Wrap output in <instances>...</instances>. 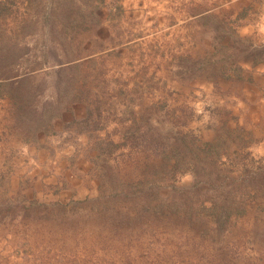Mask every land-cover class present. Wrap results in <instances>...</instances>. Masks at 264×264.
I'll return each instance as SVG.
<instances>
[{"label":"rangeland","instance_id":"rangeland-1","mask_svg":"<svg viewBox=\"0 0 264 264\" xmlns=\"http://www.w3.org/2000/svg\"><path fill=\"white\" fill-rule=\"evenodd\" d=\"M0 264H264V0H0Z\"/></svg>","mask_w":264,"mask_h":264},{"label":"trees","instance_id":"trees-1","mask_svg":"<svg viewBox=\"0 0 264 264\" xmlns=\"http://www.w3.org/2000/svg\"><path fill=\"white\" fill-rule=\"evenodd\" d=\"M167 157V159L169 160V159H175V162L172 164L173 165V167H172V170L174 171V172H176L177 171V169L181 166V161H180V158L177 156V155H173V157L174 158H172L170 155H168V156H166ZM172 162V161H171ZM170 162V163H171ZM169 169H167V171H168ZM164 204H166V203H164ZM166 206L168 207V206H173L175 209H176V211L177 212H181L178 208H177V206L173 203V204H166ZM225 206H227V207H225ZM238 207H239V203H235V201H233V200H231V201H229V204L228 205H226V202L223 204V205H221V206H213V208H214V211H216V210H223V209H227V208H230V210L228 211L229 212V215L230 214H232L233 212H236L237 211V209H238ZM172 209V208H171Z\"/></svg>","mask_w":264,"mask_h":264}]
</instances>
